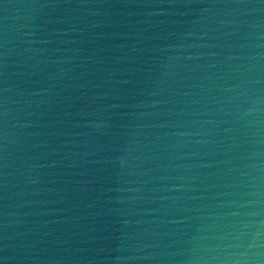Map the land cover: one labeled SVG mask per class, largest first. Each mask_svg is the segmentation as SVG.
Instances as JSON below:
<instances>
[{
	"label": "water",
	"instance_id": "95a60500",
	"mask_svg": "<svg viewBox=\"0 0 264 264\" xmlns=\"http://www.w3.org/2000/svg\"><path fill=\"white\" fill-rule=\"evenodd\" d=\"M0 264H264V0H0Z\"/></svg>",
	"mask_w": 264,
	"mask_h": 264
}]
</instances>
